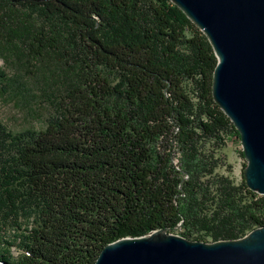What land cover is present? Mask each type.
<instances>
[{"label": "trees", "instance_id": "trees-1", "mask_svg": "<svg viewBox=\"0 0 264 264\" xmlns=\"http://www.w3.org/2000/svg\"><path fill=\"white\" fill-rule=\"evenodd\" d=\"M0 57L14 66L1 90L42 81L56 99L41 128L0 120L2 264H94L159 229L217 242L264 227V194L223 153L241 137L214 98V47L173 0H0Z\"/></svg>", "mask_w": 264, "mask_h": 264}, {"label": "water", "instance_id": "water-1", "mask_svg": "<svg viewBox=\"0 0 264 264\" xmlns=\"http://www.w3.org/2000/svg\"><path fill=\"white\" fill-rule=\"evenodd\" d=\"M173 1L214 47V98L240 132L246 184L264 194V0ZM94 264H264V227L217 242L159 229L106 245Z\"/></svg>", "mask_w": 264, "mask_h": 264}, {"label": "rangeland", "instance_id": "rangeland-1", "mask_svg": "<svg viewBox=\"0 0 264 264\" xmlns=\"http://www.w3.org/2000/svg\"><path fill=\"white\" fill-rule=\"evenodd\" d=\"M0 69H4L9 74H13L14 66L0 57ZM22 88L25 96H16L12 90L11 95L8 91L0 88V120L11 129L19 130L24 127L41 128L50 113L55 112V96L49 91L46 92V84L42 81L27 80ZM28 86L29 88H26ZM1 87V85H0ZM19 95V94H18ZM242 144L238 136L229 140L227 147L223 149L226 162L231 164L233 171L230 172L235 182H240L248 161L241 154ZM9 232V231H8ZM13 232V231H11ZM173 234H179L174 232ZM6 239H10L6 236ZM0 241V249L3 247ZM12 254L16 255L15 248L11 249ZM0 264H2L0 262Z\"/></svg>", "mask_w": 264, "mask_h": 264}]
</instances>
